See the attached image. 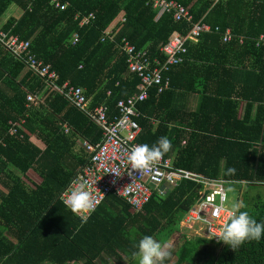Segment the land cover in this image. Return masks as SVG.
Listing matches in <instances>:
<instances>
[{
	"label": "trees",
	"instance_id": "16d2710c",
	"mask_svg": "<svg viewBox=\"0 0 264 264\" xmlns=\"http://www.w3.org/2000/svg\"><path fill=\"white\" fill-rule=\"evenodd\" d=\"M176 1L193 23L208 24L212 32L187 44L184 62L167 75L169 89L151 90L138 105V142L151 145L167 136L172 148L165 159L243 190L237 203L259 222L264 220V43H257L264 37V0ZM13 8L21 15L9 16L0 31L30 41L37 59L57 72L59 86L83 88L90 108L105 105L110 118L118 115L120 100L138 91L140 79L128 71L127 56L116 43L102 42L107 29L120 28L117 43L126 38L147 49L151 59L163 60L160 49L172 34H187L192 27L156 12L147 0H0V22ZM90 15L91 22L81 25ZM217 27L221 33H214ZM228 29L233 40L224 42ZM75 34L79 40L73 45ZM193 57L199 63L190 65ZM201 85L207 89L201 90L197 109L186 112L180 100ZM29 93L42 105L29 108ZM23 119L26 131L10 135V122ZM61 122L69 125V134ZM102 138L97 124L0 43V264H100V259L108 264L103 254L118 264H134L131 253L142 235L162 241L166 231L179 229L198 198L191 181L166 196L155 191L138 212L113 194L86 222L66 208L62 194L89 163L83 142L98 144ZM228 167L235 173L224 175ZM251 192L257 193L250 197ZM177 258L176 264H196L199 258H205L203 264H264V238L233 250L214 239L185 237Z\"/></svg>",
	"mask_w": 264,
	"mask_h": 264
},
{
	"label": "built area",
	"instance_id": "2783aa9c",
	"mask_svg": "<svg viewBox=\"0 0 264 264\" xmlns=\"http://www.w3.org/2000/svg\"><path fill=\"white\" fill-rule=\"evenodd\" d=\"M147 3L151 4L156 12L172 14L176 22H188L192 24V27L187 34L179 32L172 34L169 41L160 49L161 54L165 57L163 60L157 57L151 59L147 49H138L126 38L117 43L116 38L120 28L107 29L102 42L108 40L116 43L127 56L128 71L140 79L138 91L129 98L118 102V115L114 118L109 117V108L105 105L91 109V101L87 98L83 88L70 85L68 82L59 86L57 72L51 65H46L42 60L37 59L31 50L30 41H23L17 36H10L0 31V43L18 60L22 61L30 71L43 79L53 90L64 96L75 108L85 113L102 129L101 142L98 144L84 142L86 152L90 156L89 163L75 177L76 180H87L93 195L99 201L89 216L111 194L123 199L131 206L133 212H138L150 202L155 191L160 196H166L172 188L177 187L181 182L191 181L197 184L198 198L183 220L187 219V223L196 222L205 226V230L212 236H209V239L219 241L214 236L227 221V211L231 208L229 194L224 191L228 188V181L223 178L211 180L201 174L176 168L172 159L164 157L156 164L150 176L141 175L139 177V173L129 176L125 172L124 161L129 148L134 144H140L138 137L142 128L138 120L142 114L138 105L149 98L151 90L157 89L161 93L169 89L171 80L167 75L174 67L184 62L185 55L188 53L187 44L189 42L196 43L202 34L212 32V28L208 24L193 23L189 10L176 0H147ZM57 7L65 9L67 5L57 2ZM93 18V15L83 17L81 25L89 24ZM122 22L124 23L125 19H122ZM214 33H221L219 27L215 28ZM222 35L224 42L233 40V34L229 29ZM78 40L79 36L75 34L71 43L75 45ZM240 42L243 43L244 39L240 38ZM261 43H264L263 36L257 45L259 46ZM27 100L29 106L40 102L33 94H28ZM24 124V119L19 122H10V135H19L20 131L25 132ZM65 128L68 132L69 128L67 126ZM20 136L23 137V135ZM0 143H3V140ZM217 181L220 182L219 187L215 184ZM222 195L225 196L223 207H221ZM187 228L193 230L195 227ZM199 237L204 236L199 235Z\"/></svg>",
	"mask_w": 264,
	"mask_h": 264
},
{
	"label": "clouds",
	"instance_id": "9594fccd",
	"mask_svg": "<svg viewBox=\"0 0 264 264\" xmlns=\"http://www.w3.org/2000/svg\"><path fill=\"white\" fill-rule=\"evenodd\" d=\"M172 148L171 140L167 136H161L151 145L147 143L134 144L124 161L126 165L125 172L129 176L134 173L150 176L156 164ZM236 169L228 167L224 175L234 174ZM114 173V172H113ZM220 186V182H215ZM232 189L228 187L225 192ZM225 196H221V207ZM63 202L71 212L80 216L82 222H86L88 216L95 210L99 201L93 195L87 180L74 179L65 190ZM220 242L233 250L238 249L246 242H259L264 238V220L257 221L248 210L240 203H235L227 211V221L218 230L214 236ZM134 251L131 253L134 264H165L166 259L171 255L169 246L153 235H142L134 245Z\"/></svg>",
	"mask_w": 264,
	"mask_h": 264
},
{
	"label": "rangeland",
	"instance_id": "374dc122",
	"mask_svg": "<svg viewBox=\"0 0 264 264\" xmlns=\"http://www.w3.org/2000/svg\"><path fill=\"white\" fill-rule=\"evenodd\" d=\"M247 190V189H245ZM264 192V191H263ZM262 192V193H263ZM242 193H243V190H240V193L239 191H237L235 188L232 189L230 192H228L229 194V197H230V202H229V205L230 207L241 201L244 197L242 196ZM257 192H251L250 193V197L255 195ZM264 195V194H263ZM242 196V197H241ZM187 219L185 220H182L181 221V224H180V227L179 229L177 230H173V231H166L165 232V235L162 237L164 240H162V242H166L169 246V250L171 252V255L166 259L165 261V264H176L177 262V252L178 250L180 249L182 243H183V239L185 237L187 238H194L196 236H199V235H203L204 237H207V238H210L212 237L210 234H208V232L205 230V226L201 225V224H198L196 222L194 223H187ZM187 227L193 229V230H190L188 229ZM210 236V237H209ZM158 239L160 240V237H158ZM211 252V247H210V250H208ZM106 261L108 262V264H118L117 262H115V260H113L111 257H106ZM199 262H202L205 260V258H199ZM198 262V263H199ZM196 262V264H198ZM200 264H203L200 263Z\"/></svg>",
	"mask_w": 264,
	"mask_h": 264
},
{
	"label": "crops",
	"instance_id": "0c3cea01",
	"mask_svg": "<svg viewBox=\"0 0 264 264\" xmlns=\"http://www.w3.org/2000/svg\"><path fill=\"white\" fill-rule=\"evenodd\" d=\"M12 15H14V16H20L21 15V12L18 10V9H16V8H13L9 13H8V16L6 17V18H3V20H2V22H0V26H1V24H3L5 21H6V19L9 17V16H12ZM115 24V23H114ZM199 42V41H198ZM198 42H196V43H198ZM195 43V44H196ZM121 51V50H120ZM211 55V57H212V63H213V57L215 56V54H210ZM195 57H193L192 59H191V61H190V65H195L196 63H199V61H197L196 59H194ZM215 58V57H214ZM222 60H225V59H223V57H221V59H220V61H222ZM186 75H187V78H190L191 77V75H189V73H185ZM182 79H185L184 77H182ZM199 80V79H198ZM197 81V80H196ZM195 81V82H196ZM200 81V80H199ZM202 82V81H201ZM180 83H182V81L180 80ZM211 90H214V86H212L211 85ZM199 92H197V91H192V90H188V92H186V95L180 100V104L181 105H183V107H184V109H186V112H194L196 109H197V106H198V102H199V94L202 92L201 90H203V89H207L206 88V86L204 87V86H200L199 87ZM177 91H180V90H177ZM29 94H32V93H29ZM34 95V94H33ZM40 105H42V101H40L39 103H37V104H32L31 106H29V104H28V107L29 108H31V107H38V106H40ZM257 107H258V105L257 104H255L254 105V108H253V112H252V117L254 118V116H255V114H256V111H257ZM245 111H246V103H244V109L242 110V112H241V115H242V117L244 116V114H245ZM61 126H62V129H64L65 130V133H67V134H69V132H70V127H69V125L67 124V123H65V122H61ZM65 126H67L68 128H69V131L67 132L66 131V128H65ZM85 142V141H84ZM84 142H83V147H84ZM183 143V145L186 143L185 141H183L182 142ZM36 144H38V145H42V143L40 142V141H37L36 142ZM43 146V145H42ZM82 169V168H81ZM80 169V170H81ZM80 170L78 171V173L80 172ZM78 175V174H77ZM67 208V207H66ZM68 210H69V208H67ZM70 211V210H69ZM133 212V211H132ZM73 213V212H72ZM74 214V213H73ZM75 215V214H74ZM76 217H78L77 215H75ZM92 216V215H91ZM91 216H89L88 217V219L91 217ZM80 218V217H79ZM81 219V218H80ZM103 256H104V258H105V260H107L106 259V257H108V255L107 254H103ZM101 260V259H100ZM99 260V263L101 264V261Z\"/></svg>",
	"mask_w": 264,
	"mask_h": 264
}]
</instances>
